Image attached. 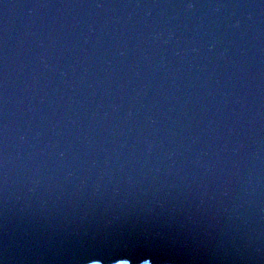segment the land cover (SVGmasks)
Returning a JSON list of instances; mask_svg holds the SVG:
<instances>
[{"label": "water", "instance_id": "95a60500", "mask_svg": "<svg viewBox=\"0 0 264 264\" xmlns=\"http://www.w3.org/2000/svg\"><path fill=\"white\" fill-rule=\"evenodd\" d=\"M115 258L264 264V0H0V264Z\"/></svg>", "mask_w": 264, "mask_h": 264}, {"label": "snow or ice", "instance_id": "6c2138e0", "mask_svg": "<svg viewBox=\"0 0 264 264\" xmlns=\"http://www.w3.org/2000/svg\"><path fill=\"white\" fill-rule=\"evenodd\" d=\"M115 260H116L117 264H127L126 260H121V259H118V258H115ZM144 264H148V261L145 260Z\"/></svg>", "mask_w": 264, "mask_h": 264}]
</instances>
